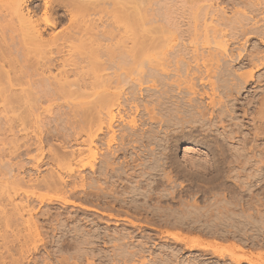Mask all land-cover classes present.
Here are the masks:
<instances>
[{"label": "bare ground", "instance_id": "obj_1", "mask_svg": "<svg viewBox=\"0 0 264 264\" xmlns=\"http://www.w3.org/2000/svg\"><path fill=\"white\" fill-rule=\"evenodd\" d=\"M62 23L66 26L61 32H46ZM233 63L249 69L233 72ZM263 64L264 0H0V126L15 135L27 131V121L35 124L31 136L35 141L25 140L26 132L8 142L7 154L0 139V237H13L22 247L29 241L45 244L36 206H52L59 198L37 194L46 190L61 193L64 205L109 218L115 217L99 207L123 212L127 205L134 210L131 216L149 222L137 239L133 230L110 228L108 220L73 218L76 213L64 218L55 211L52 217L57 224L52 229L61 234V264L82 260L95 264V259L112 264H264V94L253 117V131L238 142L234 137L242 130L237 124L241 119L228 128L223 124L226 111L217 112L226 92L232 96L242 83L264 79V72L255 76ZM43 102L59 108L66 105L69 111L61 110L51 119L44 114ZM11 107L25 109V120L9 114ZM235 108L232 103L228 113ZM49 121L66 124L60 133L61 152L44 148L51 132L45 127ZM142 121L148 128H140ZM217 121L224 131L211 139L216 149L207 148L198 159H190L188 152L196 146L183 147L184 161L203 168L190 169L191 179H219L211 185L219 189L212 193L213 200L206 195L201 203L191 194L188 199L180 197L177 206L163 205L166 194L174 198L169 185L176 182V174L187 172L183 166L174 169L176 161L168 149L182 138L170 135L188 123L210 131ZM191 129L184 130L188 137L183 140L190 138ZM163 132L165 136L159 137ZM199 139L202 146H212L211 141L204 142L209 138ZM132 142L148 148L145 154L137 151L139 170L131 168L129 173L130 159L123 160L122 168L116 166V157ZM103 145L110 152L104 158ZM84 148L90 153L81 157ZM51 164L57 169L52 166L40 174ZM118 179L125 183L122 193L131 197L118 193L123 185L116 184ZM156 195L160 199L152 200ZM80 197H94L99 207L73 199ZM49 206L40 216H51ZM156 223L195 234L167 232L172 241L163 243L160 234L150 231ZM90 224L97 227L86 230ZM133 238L137 244L130 243ZM243 243L259 249L245 251ZM3 246L6 252L12 249ZM3 254L0 260L6 257Z\"/></svg>", "mask_w": 264, "mask_h": 264}, {"label": "rangeland", "instance_id": "obj_2", "mask_svg": "<svg viewBox=\"0 0 264 264\" xmlns=\"http://www.w3.org/2000/svg\"><path fill=\"white\" fill-rule=\"evenodd\" d=\"M202 1V0H201ZM179 4V3H178ZM230 7V6H229ZM231 8V7H230ZM66 26V24L65 23H62V25L61 24H59L57 27H55V28H53V29H48L46 32L47 33H51V34H54V33H58V32H61V30H63V28ZM53 30V31H52ZM51 31V32H50ZM254 40H256V39H252L251 41H254ZM242 41V40H241ZM251 41H249V42H251ZM233 46H237V44H235V45H233ZM247 46H249V47H251V43L250 44H248L247 43ZM232 65V67H231V70L233 69V70H235V71H237V72H241V71H245V70H247V69H249V67H242L241 69L240 68H237V66H235V65H238L237 63H233V64H231ZM234 65V66H233ZM88 69L90 68V66H88L87 67ZM87 69V70H88ZM51 70H53L54 72H56L57 71V68H52V66H51ZM232 70V71H233ZM53 71H51V72H53ZM53 72V73H54ZM234 72V71H233ZM264 72V64L262 65V67H260V68H257V70H255V76L257 77L258 75H260L261 73H263ZM46 73H48V72H46ZM71 77H73V76H71ZM244 86V87H243ZM261 91H264V79H262L261 81H256V80H254V81H249L248 83H242V85H241V89H240V91L239 92H237V90H234V92H233V95L232 96H229L228 97V94H227V92H226V95H227V98L228 99H226V95H225V98H223L224 99V103H222L223 105H218L219 107H220V109L219 108H217V112H220V111H226V113L228 114H226V118H224V119H226V120H223V124H225L226 125V123H227V127L229 128L230 126H232V124H233V122L234 123H237L240 119V121L237 123L238 125H239V129H240V126H241V128H242V130L240 129V133L238 134H236L237 136L236 137H234V141H236V142H238V140L240 139V137H242L245 133H248V132H252L253 131V125H252V123H253V117H255L257 114H256V111H257V108H258V106L260 105V100H261V97H262V95L264 94V92H261ZM258 96H259V98H258ZM233 97V98H232ZM235 97V98H234ZM231 98H232V100H231ZM255 98V99H254ZM207 100V99H206ZM226 100V101H225ZM232 101V102H231ZM250 101V102H249ZM258 101V102H257ZM232 103H235V105H236V108L233 110V114L232 113H228V111L230 110V105L232 104ZM229 105V106H228ZM241 105V106H240ZM258 105V106H257ZM42 106L44 107V114L46 115V116H50L51 117V119H53L52 117L55 115L56 116V114H58V113H60L61 112V110H63V111H69V109L66 107V105H64V107H57V106H55V105H49L48 103H46V102H43V104H42ZM224 109H223V108ZM66 108L68 109V110H66ZM222 109V110H221ZM9 110V114H15V115H19V118H23L24 120H25V115H26V110L25 109H23V108H19V107H11V108H9L8 109ZM238 110V111H237ZM58 112V113H57ZM235 113V114H234ZM232 114V116H234L233 118H231V120H230V115ZM244 114V115H243ZM237 115V117H235ZM241 115V116H240ZM54 116V117H55ZM64 116V115H63ZM62 116V117H63ZM140 116V115H139ZM138 116V117H139ZM65 121V120H64ZM64 121H59L58 123L57 122H54L53 123V121H49L47 124H46V126L45 127H47V128H49V130L51 131L50 132V134H49V137H46V142H44V148H45V150L46 149H48L49 147L50 148H56V150H58V151H60L61 152V146H58V145H60L59 144V142L62 140V137H61V128H63V127H65L66 126V124L65 123H63ZM226 121V122H225ZM233 121V122H232ZM256 121V120H255ZM145 122H147V120L145 121ZM144 121H142V123H143V125H142V123H141V125L143 126H140V128H143V129H146V127L147 126H149V124L147 125V123L144 125V123H145ZM225 122V123H224ZM257 123V122H256ZM54 124V125H53ZM189 124V126L187 125V124H185L184 125V127H183V129L182 128H177V131H175L172 135H170V137H172L173 139H181V140H179L178 141V144H176V145H174V141H173V145H174V147L171 145V149H168V155L170 156V157H172V158H174V160L177 162H175L174 163V165H175V167H174V169L176 170H178V169H180V168H182V166H183V168L184 167H186V169H187V172H186V176L185 175H183V174H180V173H178V174H176V182L175 183H172V184H170L169 185V187L171 188V190H173V195H174V198L172 199L171 198V196L169 195L168 196V194H164L165 196L163 197V198H161V200L163 201V202H161V203H163V205H170V206H172V207H174V206H177L178 205V200L180 199V197L181 198H185V199H188L190 196H191V194H192V196H196V198L197 199H199V202H201V203H203L202 201L204 200V198H203V196L204 197H206V195H207V197H208V199H210L211 201L213 200L212 199V193L213 192H216V191H218L219 189H217V188H214V186L212 187L211 185L212 184H214V183H217L218 181H219V179H217V178H213V180H198V179H196V178H194V180L193 179H191L189 176L191 175V171H190V169H193L192 171H194V170H196V171H201V169H203L202 167H200L199 165H198V163H196V165L195 166H190L189 164H187V162H185L184 161V158H183V147H185V146H187L186 144H194L193 146H196V149L195 150H193V151H190V152H188V154L191 156V158L190 159H198V156L200 155V154H198V153H205V151L206 150H208V149H210V150H214V149H216V146H215V143H214V140H211L213 137H220V136H222L221 134H222V132L224 131L223 130V126H221V124L217 121V127L214 129H212V130H202V126H199V125H197V124H190V123H188ZM207 124L208 125H210L208 122H206V126H207ZM230 126H229V125ZM56 125V126H55ZM64 125V126H63ZM204 125V127H206ZM55 128H54V127ZM62 126V127H61ZM119 126L120 127H122V125H121V123L119 124ZM146 126V127H145ZM163 125H161V127H162ZM187 126V127H186ZM234 126V125H233ZM26 127H27V131H19V132H15L16 134V136L15 135H13V134H11V133H9V132H7V131H5L4 130V127L3 126H0V139L1 140H3L2 142H5L6 143V145L4 146L5 148H6V150H5V153L7 154V153H9V146L11 145V144H9L8 145V142H10V140L12 139H20V138H22V136L26 133V132H28L27 134H29L28 135V137H23V138H25V140L26 139H29L31 142H33V141H35V137H31L33 134H34V129H35V124L34 123H30V121H27V123H26ZM194 127V128H193ZM226 127V128H227ZM60 128V129H59ZM117 128V127H116ZM148 128V127H147ZM193 129V131H192V134H190L189 135V139L188 140H183V138L184 137H188V134H186L187 136H185L184 135V133L186 132L187 133V131L186 130H190V129ZM57 129H58V131H57ZM191 129V130H192ZM201 129V130H200ZM53 130V131H52ZM184 130H185V132H184ZM200 130V131H199ZM223 130V131H222ZM55 131V132H54ZM162 131H163V128H162ZM161 131V132H162ZM196 131V132H195ZM207 131V132H206ZM189 132V131H188ZM198 132V133H197ZM203 134H202V133ZM209 132V133H208ZM218 132V133H217ZM221 132V133H220ZM59 133V134H58ZM179 133V134H178ZM201 133V134H200ZM205 133V134H204ZM164 134V132L163 133H160V136L159 137H163V136H161V135H163ZM57 135H59V136H57ZM206 135V136H205ZM164 136H165V134H164ZM169 137V136H168ZM199 137H205L206 139H208V141H204L205 143H207V142H209L210 143V141L212 142V143H210V144H212V146L211 145H206L205 147L204 146H202V144H203V142L201 141V139H199ZM86 137H78V139L79 140H82V139H85ZM29 141V142H30ZM236 142H234L235 144H236ZM262 142H264V139H263V141ZM133 144V145H132ZM132 144H130V143H128L127 145L125 144L124 146V148H126L125 149V151H124V149H123V151L121 150V151H119L120 153L118 154V156L116 157L117 158V161H116V158H115V161L117 162V165L116 166H123L124 165V161L127 159V160H129V162H130V167H128L127 168V170H128V172L130 171V172H132L131 170H134V169H138L139 170V167L137 166V164L140 162V157L138 158V155H136L137 154V151H138V153L140 152V151H144L143 153L145 154L146 153V149L148 148H146L145 149V147L144 148H142V147H139L138 145H137V142H136V144L134 143V142H132ZM78 145L79 144H75L73 147H78ZM0 146H1V142H0ZM85 146V148H87V145H81V147H84ZM104 146V147H103ZM102 147L104 148V149H102V152H101V157H105V156H108V155H110V152H108L109 150L108 149H106L105 148V145H103ZM116 146V145H115ZM131 146H135V147H131ZM79 147H80V145H79ZM150 147H154L153 145L152 146H150ZM176 147V148H175ZM84 148V149H85ZM208 148V149H207ZM32 151H31V153L33 154V153H35L36 152V149H35V146L33 145L32 146ZM134 149V150H133ZM144 149V150H143ZM153 149H155V147L153 148ZM89 150H87V149H85V150H83V152H82V154L83 155H81V157H85V156H87L89 153H90V151L88 152ZM135 151V152H134ZM202 151V152H201ZM85 153V154H84ZM125 153V154H124ZM131 153V154H130ZM121 154V155H120ZM48 155V154H47ZM130 155H131V157H130ZM121 156V157H120ZM194 158H193V157ZM9 157V155H5V158H8ZM130 157V158H129ZM13 159V158H12ZM14 160V159H13ZM124 160V161H123ZM135 160V161H134ZM138 161V162H137ZM123 163V164H122ZM133 163V164H132ZM186 163V164H185ZM121 164V165H120ZM132 164V165H131ZM136 164V165H135ZM264 164V163H263ZM262 164V165H263ZM54 165V164H53ZM52 164L51 165H49V167L48 166H46L45 165V169H42L41 171H40V174H44V173H46V172H48L49 170H50V168L53 166ZM135 165V166H134ZM139 165V164H138ZM166 165H169V163L168 164H166ZM121 166V167H122ZM177 166H181L180 168L179 167H177ZM135 167V168H134ZM137 167V168H136ZM170 166H167V167H165L167 170L168 169H172V167L171 168H169ZM189 167V168H188ZM197 167V168H196ZM49 168V169H48ZM53 169H57L56 168V166H53L52 167ZM123 168V167H122ZM131 168H133V169H131ZM200 168V169H199ZM115 169H119V168H115ZM129 169H131V170H129ZM189 169V170H188ZM176 170V171H177ZM88 172V170H85V173H87ZM110 172V171H109ZM114 172H116L117 173V171H114ZM129 172V173H130ZM188 173H190V175L188 174ZM112 173L110 172V175H111ZM115 174V173H114ZM187 174H188V176H187ZM119 176V175H118ZM120 176H121V174H120ZM118 183V185L120 186L121 184H123V181L121 180H117L116 181V184ZM232 184V183H231ZM117 185V189L118 188H120L119 190H118V193L121 195V197H123L124 196V198H129V197H131V195H124L122 192V189H124L123 188V186L125 187V183L123 184V185H121L120 187ZM212 187V188H211ZM209 188H210V190H209ZM157 189H159V188H157ZM157 189H156V191H157ZM201 191H200V190ZM209 191H208V190ZM159 190H161V189H159ZM170 189L169 190H167V192L168 191H171ZM207 190V191H206ZM119 191H121V192H119ZM162 191L163 192H166V190L164 191L163 189H162ZM181 191V192H180ZM162 192V193H163ZM203 192V193H202ZM195 195H194V194ZM206 193V194H205ZM37 194H44V195H53V194H57L58 195V197L59 198H57V200H54L55 202H53V204H52V206L50 205H47L46 203H44V204H41L40 206H36V208L38 209V207H40V210L38 211V213H37V216H38V222H40L41 223V226H42V235L41 236H44L45 238H44V240L43 241H45V244L42 242H40V241H38L37 240V242L35 241L34 243L33 242H28V245L27 246H24V247H22L18 242H15L14 240H12V239H14L13 237H10V236H5V237H0V252H3L5 255H6V257L5 258H3L4 260H0V263L1 264H3L2 263V261L4 262V263H6V264H23V262H24V264H61V239H59V238H61V234L59 233V231L58 230H55V229H52V227L54 228V227H56V224H57V221L52 217V216H54L55 214V211H60V212H62L61 214V216H63L64 215V218L66 217V216H68V215H73V214H75V217H73V218H78L79 216L80 217H87V218H89L90 219V217H92L90 220H94V218L96 219V218H101V220H108L109 222H112V223H110L109 224V227L110 228H114V229H117V228H125V229H129V230H133L132 232L134 233V235H135V237L138 239H140L141 238V236H142V234H144V232L143 231H141V229H142V227L143 228H145V229H147V227H146V225H144V223H149V222H144L141 218L139 219V217L136 215V216H131V213H132V215H134V213H133V211L131 210V207L130 206H127V205H125V206H123L122 208H123V212L122 211H120V212H117L116 210H114V209H112V208H104V207H99L98 206V204H95L97 201H96V199L93 197V199H92V197L91 198H88L87 200L86 199H84V198H82V197H80L79 199L77 198H73L74 200H76L77 202L78 201H80V202H83V203H85V204H91V205H93V206H96L97 208L99 207V209L101 210L102 209V211H104L105 213H110L113 217H115V218H109L108 216H106V215H104V214H101V213H98V212H93V211H88V210H84V209H82V208H80L79 206H75V205H72V204H67V205H64L62 202H61V200H59L60 199V195H61V193H54V192H51V191H46V190H42V191H38L37 192ZM122 194H123V196H122ZM128 196V197H127ZM160 199L157 195L154 197L153 196V198H152V200H156V199ZM166 198H167V200H166ZM176 198V199H175ZM203 198V199H202ZM19 199H20V196L18 197H16V200L17 201H19ZM83 199V200H82ZM164 199V200H163ZM139 200H141V198L139 197ZM176 200V201H175ZM201 200V201H200ZM36 201V200H35ZM90 201V202H89ZM172 201V202H171ZM92 202V203H91ZM171 204H170V203ZM36 203H38V202H36ZM167 203V204H166ZM176 203V204H175ZM50 207V212H51V216H40V212L41 211H44V210H46L47 209V207ZM127 206V207H126ZM109 209V210H108ZM65 210V211H64ZM124 210H128L129 211V213H128V211H124ZM130 211H132V212H130ZM112 213H115V214H112ZM66 214V215H65ZM129 214V215H128ZM135 214H136V212H135ZM87 215V216H86ZM117 215V216H116ZM119 215V216H118ZM77 216V217H76ZM26 217V216H25ZM52 217V218H51ZM94 217V218H93ZM116 217H118V218H116ZM138 217V218H137ZM86 218V219H87ZM54 219V220H53ZM62 219H63V217H62ZM61 219V220H62ZM116 219H117V221H116ZM138 219V220H137ZM49 220V221H48ZM129 220H132V221H134V223H135V225L133 226V225H131L130 223H129ZM46 221V222H45ZM50 221H52L54 224H52V222H50ZM48 222V223H47ZM115 222L116 223H118V224H115ZM139 222V223H138ZM39 223V224H40ZM47 223V224H46ZM103 224V223H102ZM102 224H99V226H102ZM158 223H156V225H155V229H150V231L151 232H155L156 234H160L161 236H162V242L163 243H165V242H167V241H172V236L170 235V237H169V235H168V233H178V232H180V234L183 236V235H187V236H193L195 233H193V232H189V231H186V230H183V229H180V228H176V227H172V226H170V225H165V224H158ZM55 225V226H54ZM91 225V226H90ZM90 225H88V226H86V228H88V229H86V230H93L95 227H97L96 225H93V224H90ZM105 224H103V226H104ZM95 226V227H94ZM170 226V227H169ZM92 227V228H91ZM51 228V229H50ZM134 228V229H133ZM136 228H137V230H136ZM114 229H109L110 231H112V230H114ZM61 230V229H60ZM135 230V231H134ZM181 230V231H180ZM186 231V232H185ZM61 232V231H60ZM168 232V233H167ZM44 233H46V234H44ZM132 233V234H133ZM141 234V235H140ZM7 237V238H6ZM136 238H135V240H134V238L130 241V243L132 242V243H135V241H136ZM164 239H168L167 241H164ZM203 240H205V241H210L211 240V238H208V237H203ZM58 241V242H57ZM60 242V243H59ZM12 243V244H11ZM14 243V244H13ZM41 243V244H40ZM131 243V244H132ZM4 244H6V245H12V246H9V247H12V249L11 250H9L8 252H6L5 250V248H1ZM59 244V245H58ZM135 244H137V241H136V243ZM168 244V243H167ZM222 246H224V244H222ZM221 245H220V247H222ZM4 247V246H3ZM112 247H111V244L109 245V246H107L106 247V249L107 250H109V249H111ZM14 249V250H13ZM58 249H59V251H58ZM4 250V251H3ZM56 253H55V252ZM159 251V248L157 247L156 249H155V252H158ZM58 252V253H57ZM9 253V254H8ZM52 253V254H51ZM54 253V254H53ZM3 254V255H4ZM58 254V255H57ZM12 258H11V257ZM14 260H16V261H14ZM5 261H7V262H5ZM23 261V262H22ZM83 261V260H82ZM80 262V263H78V264H85L86 263V261H83V262ZM93 261H95V264H112V263H108V262H100V261H98V259H95V260H93Z\"/></svg>", "mask_w": 264, "mask_h": 264}, {"label": "flooded vegetation", "instance_id": "obj_3", "mask_svg": "<svg viewBox=\"0 0 264 264\" xmlns=\"http://www.w3.org/2000/svg\"><path fill=\"white\" fill-rule=\"evenodd\" d=\"M263 166V168H264V164L262 165ZM262 183H257V185H261ZM220 242V241H219ZM228 241H221L220 243L221 244H226ZM228 244V243H227ZM244 245H243V249L245 250V251H250V252H255L256 250H258L257 248L255 249V247L253 248L252 246H250V244L248 245V246H246L247 245V243H243ZM245 246V247H244ZM263 249V248H262ZM264 250V249H263ZM225 264H232L231 262H225ZM241 264H248V262H246V261H242L241 262Z\"/></svg>", "mask_w": 264, "mask_h": 264}]
</instances>
